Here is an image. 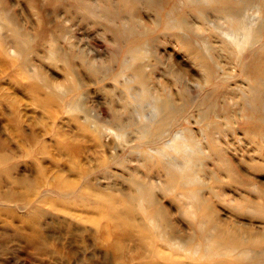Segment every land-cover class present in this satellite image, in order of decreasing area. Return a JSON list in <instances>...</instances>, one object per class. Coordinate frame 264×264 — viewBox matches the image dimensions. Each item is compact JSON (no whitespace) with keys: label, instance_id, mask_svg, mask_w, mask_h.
Here are the masks:
<instances>
[{"label":"rangeland","instance_id":"1","mask_svg":"<svg viewBox=\"0 0 264 264\" xmlns=\"http://www.w3.org/2000/svg\"><path fill=\"white\" fill-rule=\"evenodd\" d=\"M0 9L10 13L16 25L32 38L30 49L22 47L28 45V40L24 44L9 30L7 22L0 21L6 25L0 30V46L5 45L9 52L15 47L23 49L22 58L27 60V65L20 69L18 61L0 52V144L2 152L8 157L4 167L10 168L0 173V195L6 196L3 198L5 202L1 201L0 205L13 206V202L6 201L10 196H16L20 205L5 215L0 214V264H106L102 261L107 255H112L107 247L108 240L115 234L107 232L105 223L97 224L98 216L91 206L83 207L82 203L72 201L75 193L62 198L53 184L63 178L79 181L81 185L84 184L81 179L87 176L85 181L97 183L102 192L107 190L123 196L122 193L131 190L130 174L124 169L123 162L128 159L125 164L135 176L142 172L146 174L144 169L138 168H141L139 164L142 161L138 157L134 127L126 130L129 142L117 139L120 140L118 144L114 137L104 132V136L102 132L99 135L100 142H95L98 141V133L91 127L95 124L107 125L116 130L119 124L137 122L139 114L147 111V103L133 100L135 90L125 88L124 81L129 74H123V79L122 76L115 79L128 49L125 40L129 35L137 37L146 27L154 30L135 42V45L145 44L144 50L147 51L146 57L137 63L140 62L148 73L151 72L153 80L166 83L172 93L179 92L184 84L170 74L176 68L187 78V95L197 101L208 93L214 100L217 90L223 88L235 93L237 89L247 90L248 84L239 77V67L221 54L217 61V75L232 78L206 86L202 70L179 45V37L186 36L189 40L209 37L219 49L221 42L210 34L209 26L213 22L226 27L222 22L225 14L207 10L209 22H202L189 12L184 0H130L129 3L125 0H0ZM167 13L174 19L184 17L188 21L186 28L163 29L160 21ZM258 22L259 28H262L259 40L245 50L242 55L244 62L250 60L264 43V16ZM65 63L73 67V74L66 69ZM29 69L42 76L44 84L32 79ZM47 86L54 92L52 98ZM74 86L79 87L69 89ZM261 89L264 95V88ZM62 92L67 95L61 100L59 95ZM72 99L84 106V111L69 110L67 104ZM176 101L179 102V99ZM226 102L232 104L233 101L227 99ZM232 109L236 111L235 121L226 126L222 124L226 133H214V136L223 144L229 163L242 173L246 181L242 182L243 188L239 190L236 185H229L227 194L231 201L247 194L246 197L258 202L254 199V190L264 189V112L258 121L260 133H254L251 128L247 129L242 117H238L239 106ZM191 111L194 117H199L195 108ZM193 118L190 128L204 145L201 126L194 124ZM247 130L251 132L247 133L249 135ZM255 140H258V145ZM113 145L119 146L116 150L119 156L105 167V162L116 155L111 148ZM210 159L199 162L204 165V172L199 173L200 179L206 185L208 182L209 186L211 182L206 171H213L216 164L214 157ZM250 163H259L256 169L263 168L251 169L248 166ZM153 173L150 179L155 176L153 181L159 182L161 176ZM246 182L248 185H245ZM54 197L58 206L39 202L40 198ZM161 198L163 205L170 209L171 219L178 230L176 234L191 235L192 228L179 210L169 203L168 197ZM33 207L38 209L37 212L32 211ZM227 208L218 202L214 205L221 222L227 221V224L243 230L264 231L260 218L251 217L249 213L236 216ZM61 220L68 223L71 232ZM14 229L18 233L13 234ZM156 246L159 247L156 261L161 264H174L176 261L180 264H213L216 259L219 260L215 257L212 263L192 261L181 253L168 255L171 251L161 242ZM140 261L133 259L130 264H140Z\"/></svg>","mask_w":264,"mask_h":264},{"label":"bare ground","instance_id":"2","mask_svg":"<svg viewBox=\"0 0 264 264\" xmlns=\"http://www.w3.org/2000/svg\"><path fill=\"white\" fill-rule=\"evenodd\" d=\"M27 1L29 2V0ZM125 2L129 3L130 0H125ZM184 2L189 12H192L194 16L205 23L209 22L206 16L207 10L213 9L225 14L222 17V22L226 24V27H222V23L215 25L210 22L211 26L208 25L211 27L209 28L210 34H214L213 37H218L221 42L219 49L211 43L209 37L189 40L184 35V37L179 38L176 36L179 39L181 50L202 70L204 84L210 86L216 81H223L224 83L232 78L217 75V61L221 54L236 63L239 67V77L246 81L248 89H237L238 91L235 93L230 91L229 88H223L217 90L218 92L216 91V99L213 100L208 93L197 101L187 95V78L178 70L179 68H176L170 74L180 84H183V82L184 84L179 92L172 93L166 83L153 80L150 75L151 72L148 73L140 62L137 63V61L146 57L147 51L144 50L145 44V46L135 45V42L154 30L146 27L144 32L137 37L129 35L125 40L128 49L123 57L120 72L115 75V79L119 76H122L123 79V74H129L124 81L125 88L135 90L132 96L133 100L147 103V111L145 110V112L139 114L136 119L137 122L131 125L130 123L119 124L116 130L107 125L98 126L95 124L91 127L95 133H98V141L95 140V142H100L99 135L102 132L103 136L104 134L110 135L116 141L120 139L124 143H128L130 139L126 130L134 127L133 132L137 142L138 157L142 161L141 164H137L144 167L138 168L140 170L144 169L146 174L142 172V174L135 176L125 164L128 159L123 162L124 164L120 162V165L122 164L130 174L128 181L131 190L129 193L121 192L123 196L107 190L102 192L96 185L97 183L92 184L91 181H85L87 176L81 179L84 182L81 185L79 181L63 180V178L55 181L53 185L62 198L75 193L76 196L72 201L82 203L83 207L91 206L98 216L97 224L105 223L104 227L107 228V232L115 234V237L108 240V246L106 245L111 250L112 255H107V258L102 261L103 263L130 264L131 260L139 259L141 260L140 264H161L156 261L159 252V247L156 245L161 242L171 251L168 255L181 253L192 261L204 260L212 263L215 257H219V260L216 259L218 263L215 260L213 264H264V231H254L251 228L243 230L236 225L227 224V221L221 222L214 209V205L218 202L224 207H228L227 209L231 206V210H229L236 216H244L249 213L251 217H258V220L260 218V221L264 223V189L254 190L256 194L254 199H258V202L246 197L247 194L238 196L237 200H230L227 188L233 184L237 186L238 190L243 188L244 183L242 182L245 177L229 163L223 144L218 140V137L214 136V133L223 134L226 129V127L222 128L223 125L226 126L233 122L236 117V111L232 109L234 106H239L238 117L239 115L242 117L247 129L251 128L254 133H260L258 121L259 116L264 112V104L262 103L264 102V95L261 93V87L264 88V43L247 62L242 60V55L247 48L253 46L259 40L262 28H259L260 23L258 21L264 16V1L184 0ZM1 20L7 22L9 30L16 37L18 36L23 43L28 40V45L24 43L25 45L22 47L31 48L30 41L32 38L26 31L16 25L15 18L10 13L0 9ZM160 23L165 30H176L185 29V24H188V21L184 17L180 19L171 18L170 13H167L165 19ZM2 26L6 25L3 22L0 23V30ZM0 52L5 55L9 54L18 61L17 66L20 69L27 65V60L22 58L23 49L18 50L15 47L12 52H9L6 46L3 45L0 46ZM65 64L66 69L73 74V67L68 63ZM29 70L32 79L44 84L42 76L33 72L32 69ZM47 87L49 88V96L51 95L52 98L54 92L51 91L50 86ZM78 87L74 86L69 89L73 90ZM64 95L62 92L59 98L62 100ZM50 97L48 99H51ZM176 99H179V102ZM227 99H231L232 104L226 102ZM67 105L69 110L84 111V106L75 103L74 99L69 101ZM193 108H195L199 117L193 116V110L191 111ZM191 118L194 119V124L201 126L200 133L202 136L204 135V145H202V141L197 140L196 135L190 128ZM87 120L85 118V121ZM247 133L251 132L247 130ZM118 141L116 144H118ZM256 141L258 142V140ZM260 141H262L261 138ZM259 146L257 148L261 152ZM118 147L116 145L111 146L114 153H116ZM118 156L117 153L114 154L110 161L105 162L104 166L111 164L112 160L114 162ZM212 156L215 158L216 164L213 171H206L208 174L207 179L211 182L210 186L207 182V186L206 182H202L200 179L199 173L204 172V165L202 166L199 162L204 159L209 160L213 158ZM7 160L8 157L2 152L0 144V173L10 169L4 167ZM256 165L253 163L248 164L251 169L258 170L259 168L256 169ZM135 173H137V170ZM151 173L153 175L157 173L159 177L161 176L160 179L157 178L160 181H153L155 176L153 180L150 179V177H153L150 175ZM247 182L245 185H248ZM247 191L249 192V190ZM4 197L6 198V196L0 195V202L4 201ZM161 197H168L169 203L179 210L181 216L192 228L191 235L182 234L178 236L176 234L178 230L171 219L170 209L163 205ZM54 198H45V200L40 198L39 202L58 206L59 203L56 197ZM6 201L13 202L14 205H0V207L3 206L0 208V214L2 213V215L20 206L17 204L18 199L16 196H10ZM37 210L34 207L32 209L33 212H37ZM38 214L41 215L42 213L39 212ZM65 224L68 231L71 232L68 223ZM12 233L18 232L14 229ZM113 238L115 239L113 240ZM160 255L164 257L162 252ZM168 255L166 254V256ZM176 262L174 264H180Z\"/></svg>","mask_w":264,"mask_h":264}]
</instances>
